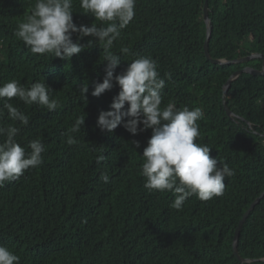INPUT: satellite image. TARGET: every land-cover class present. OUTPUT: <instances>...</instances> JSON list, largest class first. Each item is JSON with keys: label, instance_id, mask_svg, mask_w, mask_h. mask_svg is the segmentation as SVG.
<instances>
[{"label": "trees", "instance_id": "1", "mask_svg": "<svg viewBox=\"0 0 264 264\" xmlns=\"http://www.w3.org/2000/svg\"><path fill=\"white\" fill-rule=\"evenodd\" d=\"M204 2L137 0L133 20L111 49L121 59L114 75L138 56L155 60L166 83L162 106L201 107L197 142L235 170L222 196L206 202L193 196L176 210L171 193L148 192L139 175L151 129L133 136L122 125L111 134L96 127L99 113L111 110L120 91L114 83L100 97L91 95L105 75L99 44L85 37L84 50L66 61L32 54L14 32L35 0H0V85L13 79L26 87L45 82L61 105L49 113L13 98L29 124L8 120L6 112L0 118V126L20 128L16 141L22 147L39 139L46 148L42 165L0 187V245L19 256V264H240L233 253L235 232L264 192V76L242 74L227 93V107L246 122L227 116L222 95L235 72L261 70L262 60L223 66L207 61ZM73 3V22L91 26L95 18L79 12V0ZM208 9L212 59L264 58V0H208ZM84 85L86 100L80 94ZM80 116L85 123L72 134L77 143L68 145L66 133ZM101 153L106 159L97 164ZM104 173L108 183L100 178ZM238 254L246 264H264V198L241 229Z\"/></svg>", "mask_w": 264, "mask_h": 264}, {"label": "clouds", "instance_id": "2", "mask_svg": "<svg viewBox=\"0 0 264 264\" xmlns=\"http://www.w3.org/2000/svg\"><path fill=\"white\" fill-rule=\"evenodd\" d=\"M137 0H79L80 13L95 18L91 26H77L73 22V0H35L31 13L17 26L14 36L24 43L32 54H50L61 60H71L84 49L80 41L85 37L95 40L103 50L106 62L103 82L93 85L91 95L100 97L117 85L119 93L113 97L109 111L99 113L96 127L101 132L113 133L118 126L132 134L151 129V137L143 150L139 175L144 178V188L148 192H169L174 201L171 208L181 210L185 202L195 196L206 202L224 194L226 178L235 175V170L218 158H212L207 144L198 143L200 137L199 120L204 118L201 107L178 109L175 103L162 106V91L165 79L160 77L155 60L149 56L133 59L126 70L114 75L120 65V56L111 49L135 16ZM96 21L100 24L97 25ZM73 34L76 41L73 42ZM122 53L130 49L122 47ZM171 79V74H166ZM51 89L45 82H35L30 87L13 79L0 85V118L5 112L13 122L27 126L29 117L14 106L13 98L25 105H38L55 112L61 105L50 97ZM88 85L80 88L86 100ZM128 105L125 110V105ZM125 118L126 122H125ZM85 116L78 117L68 130L66 143L75 145V133L81 131ZM142 125V127H140ZM20 128L10 124L0 126V187L12 182L26 170L34 169L43 163L45 145L39 140L22 147L16 136ZM139 147V144L136 145ZM101 153L96 163L104 161ZM104 183L110 181L107 173L101 175ZM19 256L6 246L0 245V264H19Z\"/></svg>", "mask_w": 264, "mask_h": 264}, {"label": "water", "instance_id": "3", "mask_svg": "<svg viewBox=\"0 0 264 264\" xmlns=\"http://www.w3.org/2000/svg\"><path fill=\"white\" fill-rule=\"evenodd\" d=\"M203 19H204V23L206 25V38H205L203 48H204V54H205L207 61H209L210 63H212L214 65L223 66V65H229V64H233V65L245 64V63H248V62L255 60V59L262 60V69L261 70H257V69L251 68V67H245V68L235 72L230 77V79L227 81V83L225 84V86L223 88L222 107H223L224 111L226 112L227 116L233 120L245 121V119H243L239 116H236L227 107V103H226L227 93L231 87V84L234 81H236L242 74H249L252 76H264V58L261 54H252L250 56L243 57V58L236 59V60H227V59L226 60H214V59H212V57L210 56V53H209V41H210L211 32H212V21L209 18L208 0H205V2H204ZM247 124L251 128V125L249 123H247ZM262 137L264 138V134L262 135ZM263 198H264V192L258 198H256L254 200V202L250 205L249 209L243 215V217H242L241 221L239 222L238 227L236 229L234 240H233V253H234V256L236 257V259L239 261L240 264L249 263V261L241 258L238 254V240L240 237L241 229H242L244 223L246 222L247 218L249 217V215L253 212L255 207L260 203V201ZM262 262L264 263V260H262Z\"/></svg>", "mask_w": 264, "mask_h": 264}]
</instances>
